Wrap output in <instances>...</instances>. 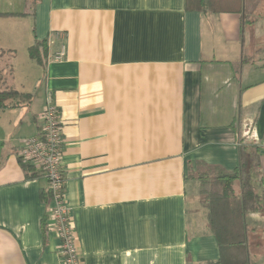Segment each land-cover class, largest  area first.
Segmentation results:
<instances>
[{
    "label": "crops",
    "instance_id": "0c3cea01",
    "mask_svg": "<svg viewBox=\"0 0 264 264\" xmlns=\"http://www.w3.org/2000/svg\"><path fill=\"white\" fill-rule=\"evenodd\" d=\"M27 3L0 0L2 84L34 93L0 109V264H62L46 177L26 175L18 160L47 92L77 264L215 262L187 165L233 170L238 148L256 145L264 183V0H242L239 12L185 9L184 0ZM44 39L41 64L28 48ZM246 223L248 264H264V213Z\"/></svg>",
    "mask_w": 264,
    "mask_h": 264
},
{
    "label": "trees",
    "instance_id": "16d2710c",
    "mask_svg": "<svg viewBox=\"0 0 264 264\" xmlns=\"http://www.w3.org/2000/svg\"><path fill=\"white\" fill-rule=\"evenodd\" d=\"M184 5L185 9L199 11L239 12L242 0H184ZM2 14L6 13H0ZM47 47L46 39L37 40L28 48L29 56L43 64ZM2 82L0 70V109L22 107L31 102L32 93L9 88ZM18 160L26 175L39 173L32 164L19 157ZM187 176L199 180V202L206 210L207 227L219 248L218 259L207 264H248L246 215L250 212L264 213V183L260 172L258 147L241 145L238 148V164L233 170L197 161L188 163ZM255 183H261L259 194L255 192ZM42 197L50 198L47 189L43 190Z\"/></svg>",
    "mask_w": 264,
    "mask_h": 264
},
{
    "label": "built area",
    "instance_id": "2783aa9c",
    "mask_svg": "<svg viewBox=\"0 0 264 264\" xmlns=\"http://www.w3.org/2000/svg\"><path fill=\"white\" fill-rule=\"evenodd\" d=\"M64 52V47L61 46L54 58L61 59ZM62 142L59 112L52 94L47 92L38 132L24 140L18 157L32 164L46 177L47 190L50 194L48 217L51 222L50 227L59 238L58 251L62 264H77L79 250L75 229L64 202L65 177L61 168Z\"/></svg>",
    "mask_w": 264,
    "mask_h": 264
},
{
    "label": "rangeland",
    "instance_id": "374dc122",
    "mask_svg": "<svg viewBox=\"0 0 264 264\" xmlns=\"http://www.w3.org/2000/svg\"><path fill=\"white\" fill-rule=\"evenodd\" d=\"M29 1V3H27V8H32V6H33V3H34V1L35 0H28ZM256 1V0H255ZM33 88V87H32ZM30 90H33V89H31L30 88ZM31 93H33L32 91H31ZM34 94V93H33ZM192 181H194V183L197 185V187H198V181L197 180H192ZM198 189L199 188H197V193H196V196H198V200H199V193H198ZM254 189H255V192H257V194H259V188H258V186H257V184L255 183L254 184ZM187 196H188V200H189V202H190V205L192 204V199H193V193H192V191H191V184L187 187Z\"/></svg>",
    "mask_w": 264,
    "mask_h": 264
}]
</instances>
